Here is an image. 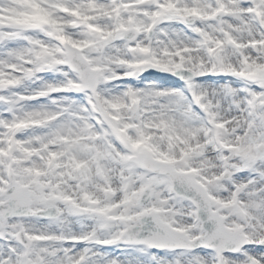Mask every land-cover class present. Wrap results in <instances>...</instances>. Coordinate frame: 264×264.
Listing matches in <instances>:
<instances>
[{"label": "snow or ice", "instance_id": "6c2138e0", "mask_svg": "<svg viewBox=\"0 0 264 264\" xmlns=\"http://www.w3.org/2000/svg\"><path fill=\"white\" fill-rule=\"evenodd\" d=\"M0 264H264V0H0Z\"/></svg>", "mask_w": 264, "mask_h": 264}]
</instances>
